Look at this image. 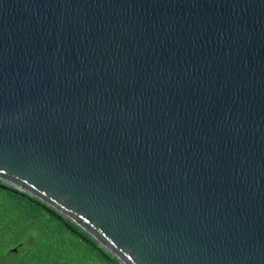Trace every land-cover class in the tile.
Listing matches in <instances>:
<instances>
[{"label": "water", "instance_id": "1", "mask_svg": "<svg viewBox=\"0 0 264 264\" xmlns=\"http://www.w3.org/2000/svg\"><path fill=\"white\" fill-rule=\"evenodd\" d=\"M0 180L122 264H264V0H0Z\"/></svg>", "mask_w": 264, "mask_h": 264}, {"label": "trees", "instance_id": "2", "mask_svg": "<svg viewBox=\"0 0 264 264\" xmlns=\"http://www.w3.org/2000/svg\"><path fill=\"white\" fill-rule=\"evenodd\" d=\"M0 264H122L80 226L0 180Z\"/></svg>", "mask_w": 264, "mask_h": 264}]
</instances>
